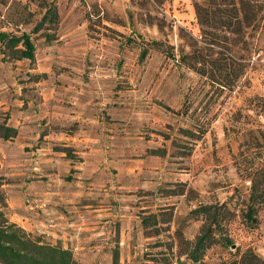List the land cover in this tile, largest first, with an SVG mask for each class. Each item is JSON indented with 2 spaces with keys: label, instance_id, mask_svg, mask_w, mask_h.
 I'll return each mask as SVG.
<instances>
[{
  "label": "rangeland",
  "instance_id": "374dc122",
  "mask_svg": "<svg viewBox=\"0 0 264 264\" xmlns=\"http://www.w3.org/2000/svg\"><path fill=\"white\" fill-rule=\"evenodd\" d=\"M204 1L0 0V33L36 47L0 43L9 223L81 264H192L209 227L203 264L264 260V0L230 29Z\"/></svg>",
  "mask_w": 264,
  "mask_h": 264
},
{
  "label": "trees",
  "instance_id": "16d2710c",
  "mask_svg": "<svg viewBox=\"0 0 264 264\" xmlns=\"http://www.w3.org/2000/svg\"><path fill=\"white\" fill-rule=\"evenodd\" d=\"M232 5L231 8H223ZM253 0H205L203 3L196 4L197 17L202 25L210 27H221L230 29L233 26L234 19H240L242 15L243 23L252 24L250 20L256 17L255 12H258ZM254 15V16H252ZM58 17L57 10L50 8L43 17L39 29L47 23H53ZM250 17V18H249ZM0 43L6 49L13 53L17 60H35L36 47L29 34L21 36L12 35L7 32L0 33ZM17 130L9 126H1L0 135L4 140H9L16 137ZM264 171V169L262 170ZM3 178L0 176V204L5 200L2 190ZM260 186L256 183L254 190L258 192ZM264 192V191H263ZM263 192L261 193L263 195ZM255 199L253 198V201ZM211 206L195 210L196 212L211 213ZM255 213L254 205L246 214L249 221H253ZM220 228V226H217ZM223 240L230 246H233L232 241L222 235ZM217 241L214 237L212 227L207 228L195 241L190 252L192 264H203V258L206 251L211 248ZM118 259L115 257V263ZM0 264H81L73 255L70 249H66L60 245L52 246L45 244L42 240L32 239L30 234L18 227L16 224L9 223L6 214L0 208ZM224 264H264L258 255L253 251L247 250L239 260H233Z\"/></svg>",
  "mask_w": 264,
  "mask_h": 264
}]
</instances>
